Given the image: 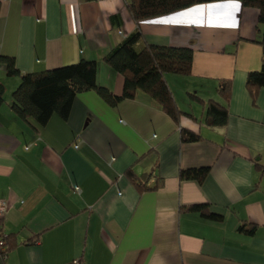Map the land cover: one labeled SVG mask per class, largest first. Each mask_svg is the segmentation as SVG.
<instances>
[{
    "label": "crops",
    "instance_id": "crops-1",
    "mask_svg": "<svg viewBox=\"0 0 264 264\" xmlns=\"http://www.w3.org/2000/svg\"><path fill=\"white\" fill-rule=\"evenodd\" d=\"M126 3L0 0V55L20 73L93 60L97 84L121 95L123 77L104 56L137 29ZM138 27V50L193 51L189 76H164L183 113L178 124L145 92L110 106L89 90L67 119L54 114L38 126L12 110L20 75L0 64V232L13 242L0 264H264V87L255 99L246 88L247 73L261 67L258 11L217 1ZM223 80L228 101L217 92ZM208 100L226 107L224 126L205 124ZM181 129L200 140L182 142ZM203 166L200 183L179 178ZM193 204L222 220L188 212Z\"/></svg>",
    "mask_w": 264,
    "mask_h": 264
},
{
    "label": "trees",
    "instance_id": "trees-1",
    "mask_svg": "<svg viewBox=\"0 0 264 264\" xmlns=\"http://www.w3.org/2000/svg\"><path fill=\"white\" fill-rule=\"evenodd\" d=\"M227 0H127V9L137 29L115 45L104 56L105 62L123 77L121 95L112 94L107 88L96 82V62L81 59L78 62L50 70L20 73L13 57L0 55V64H5L7 75H20V83L12 92V110L24 121L33 120L38 126H45L52 115L57 114L67 119L77 94L94 90L110 106H116L123 99H132L141 91L149 94L161 109L178 124L183 114L176 106L175 100L165 81L166 73L183 76L191 74L193 51L190 47H174L145 44L136 49L142 34L139 24L161 16H166L191 6ZM243 7L258 11V23L261 25V37L256 42L261 46V67L250 71L246 77V88L255 99L259 88L264 87V0H236ZM217 92L225 101L231 93V82L223 80L218 83ZM4 85L0 82V105L3 103ZM194 97V96H193ZM198 99L197 97H194ZM204 122L207 126H224L228 119L225 106L208 100L206 102ZM182 142H196L200 136L187 129L180 130ZM209 172V167L181 169L179 178L201 182ZM127 176L135 181L131 170ZM139 184L137 183V186ZM140 188H144L141 186ZM188 212H197L201 216L221 221L222 216L209 211L206 204H193L186 208ZM239 231L252 234L254 227H238ZM0 253L5 254L13 246L11 237L0 232Z\"/></svg>",
    "mask_w": 264,
    "mask_h": 264
},
{
    "label": "built area",
    "instance_id": "built-area-1",
    "mask_svg": "<svg viewBox=\"0 0 264 264\" xmlns=\"http://www.w3.org/2000/svg\"><path fill=\"white\" fill-rule=\"evenodd\" d=\"M77 190H79L78 187H76ZM6 210V203L3 202V201H0V217L3 215V212ZM3 244L2 240L0 239V245ZM72 264H85V263H82L81 261L79 260H74L72 262Z\"/></svg>",
    "mask_w": 264,
    "mask_h": 264
}]
</instances>
